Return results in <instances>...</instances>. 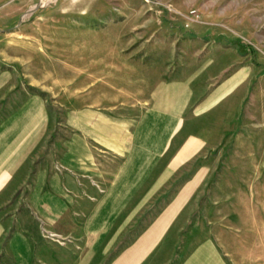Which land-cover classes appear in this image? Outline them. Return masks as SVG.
<instances>
[{"label": "crops", "instance_id": "1", "mask_svg": "<svg viewBox=\"0 0 264 264\" xmlns=\"http://www.w3.org/2000/svg\"><path fill=\"white\" fill-rule=\"evenodd\" d=\"M208 61V81L216 80L205 90L195 83L202 71L154 89L144 72L128 100L86 97L66 107L63 123L36 93L0 116V264H264V206L240 203L236 217L193 221L215 171L206 164L137 230L174 161L207 157L239 114L248 136L245 47L215 43ZM252 93L254 106L259 89Z\"/></svg>", "mask_w": 264, "mask_h": 264}, {"label": "rangeland", "instance_id": "2", "mask_svg": "<svg viewBox=\"0 0 264 264\" xmlns=\"http://www.w3.org/2000/svg\"><path fill=\"white\" fill-rule=\"evenodd\" d=\"M215 43L247 51L248 136H240L245 121L239 114L207 157L174 161V173L148 213L138 217L137 230L204 164L215 171L193 221L206 224L210 212L236 217L240 203L264 206V0H0V116L36 93L63 123L66 107L86 97L94 101L104 93L128 100L132 82L144 72L152 75L154 89L158 80L170 83L177 74L191 80L202 71L195 83L205 90L216 80L207 78L208 50ZM255 88L260 94L252 106ZM245 151L249 157L240 156ZM220 152L225 156L215 157ZM252 165L261 172H241ZM211 198L216 205L209 210L205 203Z\"/></svg>", "mask_w": 264, "mask_h": 264}]
</instances>
